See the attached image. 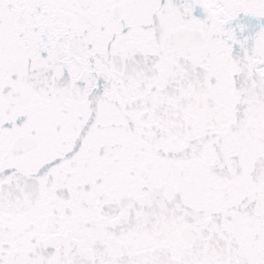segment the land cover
I'll return each instance as SVG.
<instances>
[{
    "label": "snow or ice",
    "instance_id": "6c2138e0",
    "mask_svg": "<svg viewBox=\"0 0 264 264\" xmlns=\"http://www.w3.org/2000/svg\"><path fill=\"white\" fill-rule=\"evenodd\" d=\"M0 264H264V0H0Z\"/></svg>",
    "mask_w": 264,
    "mask_h": 264
}]
</instances>
